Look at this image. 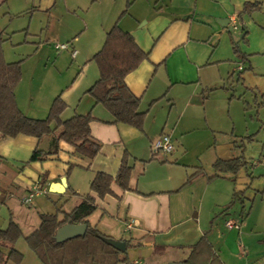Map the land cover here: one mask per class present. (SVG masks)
I'll return each mask as SVG.
<instances>
[{"label":"crops","instance_id":"crops-1","mask_svg":"<svg viewBox=\"0 0 264 264\" xmlns=\"http://www.w3.org/2000/svg\"><path fill=\"white\" fill-rule=\"evenodd\" d=\"M255 2L259 8L244 12L247 3ZM116 24L148 53L126 77L146 112L143 130L115 123L110 111L87 93L100 75L93 57L101 47L94 40L85 46L77 36L80 50L74 45L69 51L81 73L56 97L68 105L63 119L92 115V135L102 150L89 161L61 141L48 160L28 163L36 148L52 149V137L4 138L0 133L6 202L20 189L25 197L40 185L58 196L71 193L76 206L83 183L70 165L84 171L82 177L91 185L98 172L116 176L127 151L133 165L130 189L114 185V195L97 199L98 221L92 222L95 213L89 218L103 233L100 225L107 226V214L121 221L120 230L112 228L106 235L131 240L133 247L146 251V263L136 258L127 264H183L204 237L220 264H264V0H112L102 35L106 38ZM91 61L99 73L91 71ZM19 87L21 111L45 119L56 97H38L34 89L27 103L20 99ZM163 134L171 136L175 150L156 156L152 144ZM239 146L247 166L236 175L214 177V163L238 155ZM62 178L66 190L53 191ZM230 220L240 227L228 228Z\"/></svg>","mask_w":264,"mask_h":264},{"label":"trees","instance_id":"trees-1","mask_svg":"<svg viewBox=\"0 0 264 264\" xmlns=\"http://www.w3.org/2000/svg\"><path fill=\"white\" fill-rule=\"evenodd\" d=\"M258 2L247 3L244 12L259 8ZM126 13V12H124ZM246 31V30H245ZM3 38L0 33V133L2 137L19 135L33 136L38 139L52 137V149L44 151L36 148L29 160L43 162L51 155L57 154L60 142L64 141L74 147L75 153L92 161L102 150V142L93 137L91 114H75L63 119L68 108L66 102L58 96L54 99L48 116L36 119L24 114L18 106L16 88L22 77L21 62H7L2 48ZM239 53V51L237 50ZM148 58L138 45L134 36L116 24L106 35L105 43L93 60L99 66L100 75L94 85L87 91L97 103L102 104L114 117L115 123H122L143 130L146 112L141 111V98L128 87L126 77L138 65ZM238 155L230 160H217L213 167L215 176L219 177L238 171L247 166L243 146ZM131 154L125 152L116 176L98 172L91 182V192L82 195L81 201L71 211L40 214L37 229L26 236L32 250L44 264H127V252L134 244L128 240L126 251L122 252L109 245L105 238L110 236L93 226L89 218L98 210V198L114 195L113 186L123 191L130 189L133 165ZM70 165V169L74 168ZM199 173V172H198ZM194 176L188 179V182ZM41 184L45 185V178ZM73 223H88L85 235L64 242H57L56 233L62 226ZM23 235L22 228L11 220L7 229H0V264H22L23 254L15 248V243ZM183 264H220L207 238H203L195 247L191 257Z\"/></svg>","mask_w":264,"mask_h":264},{"label":"rangeland","instance_id":"rangeland-1","mask_svg":"<svg viewBox=\"0 0 264 264\" xmlns=\"http://www.w3.org/2000/svg\"><path fill=\"white\" fill-rule=\"evenodd\" d=\"M110 16L112 0H0V33L5 59L7 62H21L22 77L18 86L24 94L21 95L20 90V99L22 96L28 103L34 89L37 90L35 95L47 100L59 95L81 71L70 51L57 49L56 45L66 43L80 50V39L88 47L93 40L99 41L102 48L106 38L102 35L101 24ZM90 64L93 66L91 71L95 68L99 73L97 64L94 61ZM75 167L74 176H81L79 181L83 183L82 195L90 193L91 185L82 177L84 171ZM0 182V191L4 193L0 198V229H7L11 220H18L23 235L14 246L23 254L22 264H44L30 247L26 236L39 226L40 214L58 213L62 218V211H71L75 206V198L70 196L71 193L62 197L50 191L35 197L27 205L22 202L25 194L22 188L8 203L6 188L2 180ZM110 209L112 212V206ZM99 213L98 210L95 212L92 222L98 221ZM103 220L107 226L100 225V229L105 234L112 233V228L118 230L119 227L120 230L122 227L121 221H114L108 214ZM115 222L117 224L113 226ZM127 254L131 260L147 261L146 251L138 247H130Z\"/></svg>","mask_w":264,"mask_h":264},{"label":"built area","instance_id":"built-area-1","mask_svg":"<svg viewBox=\"0 0 264 264\" xmlns=\"http://www.w3.org/2000/svg\"><path fill=\"white\" fill-rule=\"evenodd\" d=\"M56 46L60 50H69L71 47L69 44H66V43L57 44ZM77 53L78 51L75 49L72 51V55L74 57L77 55ZM174 149H175L174 144L169 134H163L157 140H155L152 144V150L156 156L161 155V154L172 153ZM260 162L264 165V158ZM43 193H45L44 188L41 187L40 185H36L33 187L31 191L28 192V194L25 197H23L22 202L24 204L29 205L34 201L35 197L42 195ZM226 225L230 229H234V228L238 229L240 227L239 222L232 221V220L228 221ZM136 264H139V262L136 261Z\"/></svg>","mask_w":264,"mask_h":264},{"label":"water","instance_id":"water-1","mask_svg":"<svg viewBox=\"0 0 264 264\" xmlns=\"http://www.w3.org/2000/svg\"><path fill=\"white\" fill-rule=\"evenodd\" d=\"M66 187H67L66 178H62L61 183H56L52 185V190L62 192L63 190H66ZM87 230H88V223H83V224L68 223L58 229L55 239L57 240V242H64L72 238L85 235ZM105 241L119 251L124 252L127 249V243L124 240L105 238ZM170 264H182V263H170Z\"/></svg>","mask_w":264,"mask_h":264}]
</instances>
